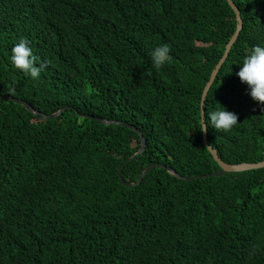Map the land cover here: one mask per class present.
Returning a JSON list of instances; mask_svg holds the SVG:
<instances>
[{
    "label": "trees",
    "instance_id": "1",
    "mask_svg": "<svg viewBox=\"0 0 264 264\" xmlns=\"http://www.w3.org/2000/svg\"><path fill=\"white\" fill-rule=\"evenodd\" d=\"M234 2L243 27L204 105L238 123L207 137L227 163L258 162L264 104L236 72L264 45V0ZM237 25L227 0H0V95L37 110L0 99V264H264V167L213 175L221 165L199 129ZM20 38L46 64L37 79L9 61ZM165 42L156 69L149 53ZM84 113L143 130L126 180L150 163L175 171L123 184L139 132Z\"/></svg>",
    "mask_w": 264,
    "mask_h": 264
},
{
    "label": "clouds",
    "instance_id": "2",
    "mask_svg": "<svg viewBox=\"0 0 264 264\" xmlns=\"http://www.w3.org/2000/svg\"><path fill=\"white\" fill-rule=\"evenodd\" d=\"M77 12H81V11H77ZM90 18L93 21L94 25L100 30L101 29L100 22H98L91 15H90ZM31 45H32V42L28 38H27V40L25 38H20L11 47L9 61L14 68L22 71L25 76H29L32 79H37L40 77L41 72L46 67V64H38L37 63V57L34 54ZM149 55H150V59H151V63L153 65V67L156 69H159L162 66H164L166 64V62L170 59V46L166 42L158 44L157 46H155L150 51ZM237 64H239V69L236 72V75L239 77V79L242 83L247 84L248 92H249V95L251 96V98L260 104H264V45H259V44L253 45L250 48V50H248L245 53V55L242 57V59ZM8 91L11 92L12 89L9 88ZM205 96H206V93H205ZM144 102H145V104L150 106L148 100H144ZM65 107L68 108V106H65ZM65 107L60 109L61 112H63L66 109ZM33 111L37 112V110H34V109H33ZM58 111H56V112H58ZM90 116H93V115H90ZM98 117L100 118V119H98V121L103 122V123L122 124L124 126H127L131 129L136 130L137 132H139V130H141V129L137 128L135 125L130 124V123L125 122V121L107 119V118H104L101 116H98ZM95 118H96V116H95ZM105 119L110 121V122H104ZM237 123H238L237 114L233 111H229L226 108V106L222 105L221 107H217L214 110L207 112V117H206V119H205V117L202 118V124L199 127V129L201 131H205L206 127H212L214 129H216L217 131L227 132L230 129H232L233 126H235ZM131 125L135 126L136 128H133ZM139 134L141 136L140 132H139ZM142 136L144 138L140 139L141 147H142V141L144 140V142H146V140H147L143 130H142ZM141 147H140V149H141ZM145 147H146V145H145ZM145 147H144V149H145ZM140 149H138V151L134 152L130 157H128L125 160V162H123V164H125L124 167L127 164H129L131 161H133L136 155L141 154L144 151L143 150L142 152H139ZM130 158H132V159H130ZM150 164H161V163H150ZM155 167H163V166L156 165V166H154V168ZM170 167L173 168L172 166H170ZM122 174H123V171H122ZM119 177H120V175H119ZM123 177H124V175H123ZM120 179H121V177H120ZM137 180H135V181H137ZM125 181H128V180L125 179ZM135 181H129V182H135ZM122 183L125 184L123 181H122Z\"/></svg>",
    "mask_w": 264,
    "mask_h": 264
},
{
    "label": "water",
    "instance_id": "3",
    "mask_svg": "<svg viewBox=\"0 0 264 264\" xmlns=\"http://www.w3.org/2000/svg\"><path fill=\"white\" fill-rule=\"evenodd\" d=\"M228 3L230 4V6L233 8V10L235 11L236 15H237V18H238V26L236 28V31L231 39V41L229 42V44L227 45L226 47V50H225V53H224V56L222 57V59L220 60V62L216 65V68L211 76V79L209 81V83L207 84L206 88L204 89V92H203V99H202V106H201V116L202 118L205 117V114H206V108H205V99H206V96H207V93L209 91V88H210V85L211 83L214 81L216 75H217V72L218 70L220 69L222 63L226 60L228 54H229V51L234 43V41L236 40V38L238 37V35L240 34L241 32V29L243 27V18H242V14H241V11L239 10V7L236 5V3L234 2V0H227ZM205 93H206V96H205ZM0 99H9V100H13L17 103H20V104H23L24 106H26L29 110H33L31 104L29 102H27L26 100L24 99H21V98H18V97H15V96H12V95H0ZM66 108V107H65ZM61 112V110H59L58 112L56 113H53V114H43V116H47V117H54V116H57L59 113ZM86 116H90V115H86ZM91 118H95V116H90ZM98 117V116H96ZM98 119H100L98 117ZM206 119V117H205ZM104 122H110L108 120L105 119ZM132 126V125H131ZM133 128H136L135 126H132ZM139 132L141 133L142 135V130H139ZM204 140H205V144L206 146L208 147V149L211 151V153L213 154L214 158L220 163L221 165V169L219 171H216L213 173V175L215 176H220V175H223L224 173L226 172H238V171H242V170H247V169H251V168H261V167H264V160H261V161H258V162H240V163H227L225 161H223L220 156H219V153L217 151V149L213 148V146H211L209 144V141H208V137H207V127H206V130L204 131ZM144 147H145V142L144 140L142 141V147L141 149L139 150V152H142L144 150ZM132 159V158H130ZM129 159V160H130ZM128 162V161H127ZM126 162V163H127ZM124 165L125 164H122L120 166V169H119V175L121 177V180L126 184V185H129V186H134V185H137L140 183V181L145 177V175L152 169L154 168V166L156 165H161L163 167H168V169L172 172V171H175L173 168L170 167V165H167V164H164V163H161V164H149L147 165L144 170L141 172V174L139 175L138 177V180L135 181V182H129V181H125L124 177H123V174H122V171H123V168H124Z\"/></svg>",
    "mask_w": 264,
    "mask_h": 264
},
{
    "label": "rangeland",
    "instance_id": "4",
    "mask_svg": "<svg viewBox=\"0 0 264 264\" xmlns=\"http://www.w3.org/2000/svg\"><path fill=\"white\" fill-rule=\"evenodd\" d=\"M22 99V98H21ZM47 115H49V114H47ZM83 116H86V115H90V114H87V113H84V114H82ZM43 116V115H42ZM44 118H50V117H47V116H43ZM92 119H95V120H98V117H96V118H92ZM142 138H144L142 135L141 136H139V140L140 139H142ZM145 145H146V142H145ZM131 156V155H130ZM129 156V157H130Z\"/></svg>",
    "mask_w": 264,
    "mask_h": 264
},
{
    "label": "bare ground",
    "instance_id": "5",
    "mask_svg": "<svg viewBox=\"0 0 264 264\" xmlns=\"http://www.w3.org/2000/svg\"><path fill=\"white\" fill-rule=\"evenodd\" d=\"M238 26V25H237ZM82 115V114H81ZM254 169V168H253ZM257 169V168H256ZM249 170V169H248ZM239 172V171H238ZM203 175V174H202ZM205 177V176H204ZM185 178V177H184Z\"/></svg>",
    "mask_w": 264,
    "mask_h": 264
}]
</instances>
